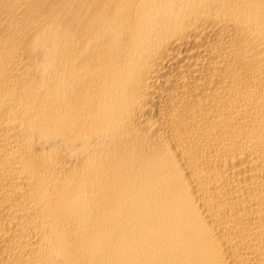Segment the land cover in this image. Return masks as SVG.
Returning <instances> with one entry per match:
<instances>
[{"label": "bare ground", "instance_id": "1", "mask_svg": "<svg viewBox=\"0 0 264 264\" xmlns=\"http://www.w3.org/2000/svg\"><path fill=\"white\" fill-rule=\"evenodd\" d=\"M0 264H264V0H0Z\"/></svg>", "mask_w": 264, "mask_h": 264}]
</instances>
